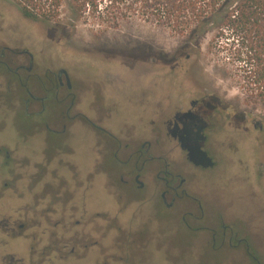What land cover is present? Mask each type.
<instances>
[{"label": "rangeland", "instance_id": "1", "mask_svg": "<svg viewBox=\"0 0 264 264\" xmlns=\"http://www.w3.org/2000/svg\"><path fill=\"white\" fill-rule=\"evenodd\" d=\"M79 15L74 20L62 7L57 19H32L13 0H0V51L6 46L26 49L33 57L31 72L41 77L45 67L53 72L65 69L75 95L69 111L74 118L65 114L70 102L64 97L65 88H60L59 101L49 97L42 111L0 58L1 211L12 215L23 211L19 206L24 200L32 201L27 192L53 196L76 187L74 195L83 191L89 207L110 209L102 250H91L84 258L58 259L50 253L41 262L34 256V262L264 264V175L238 179L232 161L237 146L243 148L250 169L258 171L259 161L264 166V102L238 88L230 43L216 41L214 31L189 41L136 17L115 22L119 14L106 10L104 2L97 8L85 5ZM19 73L24 78L25 71ZM26 86L33 95H42L36 77L30 76ZM194 99L212 105L214 124L205 148L213 167L193 165L165 133V121ZM85 117L114 135L119 144ZM236 133L241 134L238 141ZM145 142L153 155L168 154L173 167L186 177L187 190L196 200L183 199L180 204L191 206L200 216L197 222L186 216L191 228L182 222L181 205L164 203L154 171H143L142 188L133 181L135 151ZM129 153L131 159L123 163ZM45 163L49 164L43 175L25 168ZM158 164L150 161L145 166L153 169ZM32 205L29 211L35 210ZM92 223V235L98 237L99 224ZM221 224L228 226L226 239L230 227L239 233L237 237L243 233L248 251L232 248L227 241L221 246L218 239L213 244L212 229L220 233ZM34 228L29 227L32 235L27 237L0 232V254L15 250L27 257L30 243L34 247L37 243Z\"/></svg>", "mask_w": 264, "mask_h": 264}, {"label": "flooded vegetation", "instance_id": "2", "mask_svg": "<svg viewBox=\"0 0 264 264\" xmlns=\"http://www.w3.org/2000/svg\"><path fill=\"white\" fill-rule=\"evenodd\" d=\"M5 49L6 51H0V58L5 59V61H3L6 68L18 79L19 86L24 88V92L28 95L29 99L39 102L41 110L43 111L45 109V101L49 97L53 99V101H59L60 88H65L66 94L64 97H70V102L66 108L65 114L68 119L74 118V115L69 116V111L72 108L75 95L72 92L73 85L67 71L61 68L53 72L49 67H45L41 77L39 74L31 72L33 69L32 53L26 49H21L19 46H15L14 48L6 46ZM24 55H28V59L23 60L22 57H24ZM26 62H28V65H26ZM10 63H15L16 66L11 69L9 67ZM19 70L25 71L26 74L24 78L19 73ZM66 74L70 82L69 86L66 83ZM30 76L36 77L39 91L42 95H33L26 86ZM24 102L26 105L27 99H25ZM211 109L212 105L205 100H190L189 106L179 107L165 121V133L170 139H173L176 144L173 148H178L179 151L183 152L186 160H188L186 157V150L181 148V143L192 145L200 143L202 148L213 160V157L205 148L208 134L214 124ZM84 119L90 124H93L95 128L97 126L99 130L109 134L106 130L99 128L98 125L92 123L86 117ZM246 123H249L248 119ZM43 124L49 128L48 122H44ZM64 126L65 124L63 123L62 129ZM261 128L262 126L259 124L258 129ZM240 135V133H236L234 138L238 141ZM109 136L111 139L117 140L114 135L109 134ZM242 139L244 138L242 137ZM116 143L119 144L118 141H116ZM150 146V143L145 142L135 151L136 159L134 160L135 169L133 170V181L136 183V186L142 188L144 186V180H140V177L143 171H154L155 177L160 182L158 185L161 188L159 193L164 203L169 205L168 207H172L175 204L181 205L179 210L182 214V222L191 228V223L186 219V216L189 215L192 217L191 220L194 222H197L200 216L193 214V211L190 210L191 206H189L190 209H187V204H180V202L183 201V199L196 200V197L188 192L186 177L182 176L180 170L173 167L172 161L167 156L168 154L153 155L149 152ZM125 147H127V144H125ZM234 153L232 161H234L233 163L238 171L234 173V176L242 180H246L251 175L256 179L263 177L264 166L261 161L257 163L258 167L260 166L258 171L257 167L250 169V165L246 163L247 159L243 148H237L236 146ZM132 154L133 153H129L122 162L125 163L130 160ZM114 157L117 158V154H114ZM150 161H157L159 164L153 169H150L148 166H145ZM239 163L242 164L240 165ZM48 164L49 163L40 165L30 164L26 165L25 168L30 172H38L43 175L44 169L48 167ZM136 178L142 183L141 186L136 181ZM64 193H67V195H64ZM47 195L49 194L29 196L32 201L27 202L24 200V203L19 206V209L23 211L15 212L13 215L5 214L0 209L1 233L7 234L9 237H27L32 235L28 229L31 225H34L36 233L33 238L37 241L35 247L30 243L31 247L28 249L29 253L27 257L15 250L0 254V264H11L13 263V258L24 260L27 264H36L33 260L34 256H36L38 262H41L43 259L45 260V257L50 253L58 259H66L71 255L76 258H84L86 253L91 250H102L103 243H106L107 240L106 221L109 218L104 213L100 212L92 214L85 197L76 198L74 193L70 190L66 192H56L53 196ZM30 204H33L34 211H29L31 208ZM19 220L24 222L18 223L17 221ZM92 220H96L99 224V228L96 230L98 231V237L92 235ZM227 227V225L221 224L220 233H218L216 229H212L211 237L213 244L218 239L221 246L227 241L228 245L232 248L239 249L242 247L248 251V244L246 243L243 233H241V237H237L239 233L235 232L233 228L230 227L226 239ZM200 228L201 227H196L194 229L198 230ZM234 239L235 242H233Z\"/></svg>", "mask_w": 264, "mask_h": 264}, {"label": "trees", "instance_id": "3", "mask_svg": "<svg viewBox=\"0 0 264 264\" xmlns=\"http://www.w3.org/2000/svg\"><path fill=\"white\" fill-rule=\"evenodd\" d=\"M28 18L52 20L67 7L74 20L80 10L100 2L115 11V22L132 17L169 28L189 41L214 31L230 43L237 86L252 100L264 102V0H13ZM98 2V3H97Z\"/></svg>", "mask_w": 264, "mask_h": 264}, {"label": "water", "instance_id": "4", "mask_svg": "<svg viewBox=\"0 0 264 264\" xmlns=\"http://www.w3.org/2000/svg\"><path fill=\"white\" fill-rule=\"evenodd\" d=\"M66 83L68 86L70 85L67 74ZM180 146L182 149L186 150V157L193 165L201 166L203 168L212 167L214 165V161L202 148V145L200 143L194 145L181 143ZM136 181L141 186L142 183L137 180V178Z\"/></svg>", "mask_w": 264, "mask_h": 264}, {"label": "crops", "instance_id": "5", "mask_svg": "<svg viewBox=\"0 0 264 264\" xmlns=\"http://www.w3.org/2000/svg\"><path fill=\"white\" fill-rule=\"evenodd\" d=\"M87 176V175H86ZM103 184V186H104V188H105V190L107 189L106 188V182H103L102 183ZM77 189V187L75 188V189H70V191H72L73 193H75L74 192V190H76ZM80 189V188H79ZM43 190V189H42ZM83 190H86V188H84ZM37 193H40V191H36ZM27 194H28V196H32V195H30L28 192H27ZM50 195V194H49ZM76 198H81V197H85L84 196V192L82 191L81 193H79V191H78V195H74ZM90 212L93 214V213H96V212H100V213H104L105 215H107L108 213H110V209L108 210L107 208H105L104 210H95V209H93V207H90Z\"/></svg>", "mask_w": 264, "mask_h": 264}]
</instances>
